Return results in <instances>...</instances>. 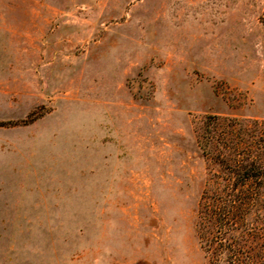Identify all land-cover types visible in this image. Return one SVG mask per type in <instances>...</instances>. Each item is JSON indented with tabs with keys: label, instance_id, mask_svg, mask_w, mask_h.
I'll list each match as a JSON object with an SVG mask.
<instances>
[{
	"label": "rangeland",
	"instance_id": "rangeland-1",
	"mask_svg": "<svg viewBox=\"0 0 264 264\" xmlns=\"http://www.w3.org/2000/svg\"><path fill=\"white\" fill-rule=\"evenodd\" d=\"M207 115L264 120V0H0V264H206Z\"/></svg>",
	"mask_w": 264,
	"mask_h": 264
},
{
	"label": "trees",
	"instance_id": "trees-1",
	"mask_svg": "<svg viewBox=\"0 0 264 264\" xmlns=\"http://www.w3.org/2000/svg\"><path fill=\"white\" fill-rule=\"evenodd\" d=\"M198 145L219 165L200 197L206 264H264V120L207 115Z\"/></svg>",
	"mask_w": 264,
	"mask_h": 264
}]
</instances>
